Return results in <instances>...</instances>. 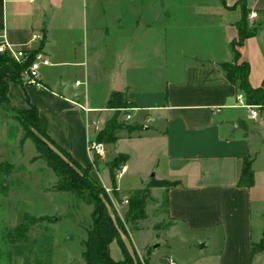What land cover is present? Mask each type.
<instances>
[{
	"label": "crops",
	"instance_id": "1",
	"mask_svg": "<svg viewBox=\"0 0 264 264\" xmlns=\"http://www.w3.org/2000/svg\"><path fill=\"white\" fill-rule=\"evenodd\" d=\"M237 2L0 0V36L18 49L40 52L49 60L50 65L39 70L43 89L19 85L26 106L18 103L16 109H26L28 103L34 106L47 122L48 136L81 167L93 164L87 143L95 140L96 134L88 122H96L100 114L104 120L108 113L113 116L107 102L113 95H122L133 107L126 125L143 126L138 141L153 140L157 145L154 149L162 148L154 179L179 183L169 191L152 189L166 201L170 244L183 232L197 234L202 248L219 247L208 260L214 264H262L264 251L252 255L251 248L257 245L252 239V207L264 205V144L255 130L247 126L246 134L242 130L245 125L240 111L244 109L239 107V93L217 68L232 60L229 46L238 38L236 24L240 20ZM247 8L258 16L256 21L248 20V29H255L256 35L238 49L239 63L249 66V84L257 89L264 80V0H247ZM57 32L64 35V61L60 60L59 43L53 41ZM169 33L175 38L172 49L167 48ZM33 36H40L42 41L30 44ZM151 36L154 40L150 42ZM141 40L146 45L138 46ZM170 61L177 64H168ZM62 67L83 82L75 80L71 85L47 79V70ZM12 75L10 64L0 67V78ZM116 75L120 77L119 93L114 92ZM149 75L181 79L167 83L151 100L146 94H131V76ZM86 81L93 87L106 85L99 103L92 102L90 93L76 90ZM13 85L9 84V101ZM74 108L82 114L83 108L90 111L84 113V123ZM238 120L241 128L234 129ZM257 123V130H264L260 114ZM248 156L254 159V183L250 188H240L242 160ZM103 188L109 192L104 184ZM259 232L258 241L264 242V224Z\"/></svg>",
	"mask_w": 264,
	"mask_h": 264
},
{
	"label": "rangeland",
	"instance_id": "2",
	"mask_svg": "<svg viewBox=\"0 0 264 264\" xmlns=\"http://www.w3.org/2000/svg\"><path fill=\"white\" fill-rule=\"evenodd\" d=\"M56 30L62 29L56 28ZM172 35L170 33L167 35L169 49L173 48L171 43L175 41ZM54 36L53 41L59 43L60 60L64 61L62 58V51L66 46L64 35L62 32H57ZM153 40L154 36H151L149 41ZM137 45L146 44L141 40ZM168 64H177V62L170 61ZM70 72V69L62 67L49 69L45 74L49 81L70 82L71 85H74L75 80L83 82L76 79L77 76ZM117 75L120 76L118 73ZM180 79L170 75L131 76V94H146L151 100L165 90L167 83ZM19 82L22 85L27 83L22 72L19 74ZM83 86L76 90L78 92L84 90L88 95L90 93L94 104L99 103L105 95L106 85L93 87L90 81L88 84L86 81ZM10 89L12 94L10 105L15 108H19L18 103L26 106L21 87L15 84ZM25 90L29 93L30 89L25 87ZM46 90L53 91V88H46ZM81 103L83 104L84 100L83 102L81 100ZM74 110L80 114L84 123V113L82 114L78 108ZM258 112L263 118L264 107L259 108ZM240 113L244 119L243 125L250 130L264 131L257 130L259 124L247 118L248 111L242 110ZM122 114L123 112L120 111L118 122L126 125L121 117ZM102 117L100 114L96 121L97 127L91 128V131L99 132L112 115L108 113L104 116L105 120ZM131 126L136 131L122 130L116 143L104 144L106 157L101 164L95 165L91 173L92 178L102 189L104 184L109 190L107 193L104 189L120 223L118 239L137 264H166L170 257L181 264H201V260L205 261V259L206 261L202 264H214L215 261L208 260L211 257L214 258V251H217L219 247L216 249L211 245L202 248V244L197 241L200 237L197 234L183 232L184 235L172 239L170 244L168 232L171 224L166 216L165 198L159 191H150V200L147 201L145 208V219L136 225L126 224L128 196L146 187L162 153V148L154 149L156 143L153 140L138 141L141 139L140 133L143 132V126L134 123ZM26 131L43 141L35 126L27 127ZM260 143L264 144V141L260 139ZM46 146L56 152L47 142ZM36 156L33 143L24 139L23 128L16 120L15 113L10 107L0 108V165L8 164L12 167V173L8 178L0 176V264H85L82 254L85 251L84 242L87 231L91 228L92 207L77 201L69 194L54 193L52 187L56 183V178L44 161H33ZM117 160H123L125 164L120 171L114 172L115 184L120 191L121 205H118L112 196L108 172L113 161ZM126 166L128 173L120 178L117 177L121 171L125 172ZM261 166L264 167V163ZM258 180L262 182L263 178ZM5 186L7 189L3 190ZM263 219L264 205L255 204L252 207V239L255 244L260 243L258 241L259 227L264 224ZM156 244L159 248L152 250ZM108 251L113 261L124 260L117 241L110 243ZM169 260L171 261V258ZM262 261L264 264V260Z\"/></svg>",
	"mask_w": 264,
	"mask_h": 264
},
{
	"label": "trees",
	"instance_id": "3",
	"mask_svg": "<svg viewBox=\"0 0 264 264\" xmlns=\"http://www.w3.org/2000/svg\"><path fill=\"white\" fill-rule=\"evenodd\" d=\"M236 8L240 10V20L236 24L238 38L229 46L232 54V60L229 63H221L217 65L218 70L223 74L225 80L235 88V90L243 95L246 104L250 107H264V80L262 85L253 89L249 84V66L245 62L239 63L238 49L243 45L245 40L256 35V30L248 29V15L251 11L247 8V0H238ZM1 33V30H0ZM34 54L29 59L31 63ZM10 64L13 69V75L10 77L0 78V108L10 107L15 113L16 120L22 126L24 139L33 143L37 156L33 161L42 160L47 168L56 178V183L52 187L54 193L69 194L77 201L92 207L91 228L87 231L86 240L84 242L85 251L82 258L85 264H137V261L130 257L123 243L118 239L119 220L113 210L106 192L92 178L91 173L98 159L94 158L93 164L88 168L81 167L68 153L61 149L47 134V122L39 117L37 109L30 103L26 109H16L10 105L8 99L9 84L21 85L19 82V74L23 68L10 62L6 57L0 55V67ZM17 77V78H16ZM22 86V85H21ZM133 107L125 102L122 95H113L107 102V110H113V116L105 123L104 127L96 134L95 141L105 145L116 143L118 135L125 130L127 132L136 131L133 126L120 124L118 115L120 111H127ZM38 128L41 138L30 135L27 127ZM125 127V128H124ZM242 130L247 132V127L243 126ZM46 142L49 143L57 152L48 149ZM253 157L243 158L241 173L238 182L240 188H250L253 186L254 177L252 172ZM123 160L113 161L109 167V176L111 182V192L114 200L118 205L122 204L120 200L119 190L115 184L114 172L120 171L124 167ZM121 168V169H120ZM12 173V167L8 164L0 165V176L8 178ZM179 186L178 182L169 183L166 181H157L150 179L143 190L133 192L127 198V212L125 214V222L128 225H136L139 221L145 219V208L147 201L150 200V191L152 189H170ZM7 186L3 188L6 190ZM166 206V201H165ZM110 212V213H109ZM117 241L124 260L120 262L113 261L109 256L108 246L111 242ZM264 251L263 242L253 245L251 254L256 255ZM170 259V258H169ZM165 263L169 264L170 260Z\"/></svg>",
	"mask_w": 264,
	"mask_h": 264
},
{
	"label": "built area",
	"instance_id": "4",
	"mask_svg": "<svg viewBox=\"0 0 264 264\" xmlns=\"http://www.w3.org/2000/svg\"><path fill=\"white\" fill-rule=\"evenodd\" d=\"M257 19H258V16L255 12H251L248 15V20L250 23L253 21H256ZM41 41L42 39L40 38V36H33L31 38L30 44L41 42ZM33 53L34 52L31 49L29 50L18 49L17 47L8 44L3 39V37L0 36V55L6 57L10 62L23 68L22 74L24 75V78L27 81L26 85L35 87L36 89H43L39 83V78H40L39 70L41 67L49 66L50 65L49 60L42 53L35 52L33 61L27 65ZM76 86L79 87L80 84L76 83ZM237 100L239 103V107L248 111V119L251 122L257 123L259 119V112H258L259 108L247 106L241 94L237 96ZM82 110L85 114H88L90 112L89 110H86L85 108H83ZM130 111L131 110L122 111L123 121L126 123L130 122L131 117L128 114V112ZM97 124L98 122L93 121V122H88L87 126L88 128H94L95 126L97 127ZM97 133L98 132H96L95 134ZM87 151L92 161H94V158H97L98 161L102 162L106 157V154H105L106 151L104 149V145L96 142L95 140L89 141L87 143ZM123 172L124 171H121L117 176L121 177ZM169 264H175V263L173 261H170Z\"/></svg>",
	"mask_w": 264,
	"mask_h": 264
},
{
	"label": "water",
	"instance_id": "5",
	"mask_svg": "<svg viewBox=\"0 0 264 264\" xmlns=\"http://www.w3.org/2000/svg\"><path fill=\"white\" fill-rule=\"evenodd\" d=\"M114 92L119 93L120 88H119V77L117 76L115 79V86H114ZM242 122L238 120L236 124L233 126L234 129H239L241 128ZM255 133L260 137L261 141H264V131H255ZM154 178V174L151 175V179ZM159 248V245L156 244L152 247V250H157Z\"/></svg>",
	"mask_w": 264,
	"mask_h": 264
}]
</instances>
